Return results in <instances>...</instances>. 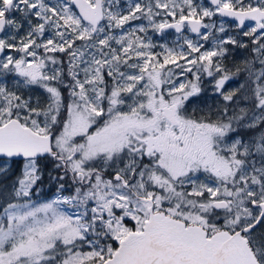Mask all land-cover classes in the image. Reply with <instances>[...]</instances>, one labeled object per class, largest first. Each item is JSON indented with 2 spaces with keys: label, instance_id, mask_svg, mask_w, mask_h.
<instances>
[{
  "label": "snow or ice",
  "instance_id": "6c2138e0",
  "mask_svg": "<svg viewBox=\"0 0 264 264\" xmlns=\"http://www.w3.org/2000/svg\"><path fill=\"white\" fill-rule=\"evenodd\" d=\"M0 264H264V0H0Z\"/></svg>",
  "mask_w": 264,
  "mask_h": 264
},
{
  "label": "flooded vegetation",
  "instance_id": "af4514ba",
  "mask_svg": "<svg viewBox=\"0 0 264 264\" xmlns=\"http://www.w3.org/2000/svg\"><path fill=\"white\" fill-rule=\"evenodd\" d=\"M202 2H206V0H202ZM122 3H123V0H122ZM136 23H139V22H136ZM176 34L174 32H172L171 30L169 31L167 37H170V38H174ZM210 46V45H209ZM241 55V53H237V56ZM233 87H235V85H232ZM206 87H210V85H207L206 84ZM209 102L211 103V100H209Z\"/></svg>",
  "mask_w": 264,
  "mask_h": 264
},
{
  "label": "rangeland",
  "instance_id": "374dc122",
  "mask_svg": "<svg viewBox=\"0 0 264 264\" xmlns=\"http://www.w3.org/2000/svg\"><path fill=\"white\" fill-rule=\"evenodd\" d=\"M166 39L170 41V40H172L173 38H170V37H166Z\"/></svg>",
  "mask_w": 264,
  "mask_h": 264
},
{
  "label": "trees",
  "instance_id": "16d2710c",
  "mask_svg": "<svg viewBox=\"0 0 264 264\" xmlns=\"http://www.w3.org/2000/svg\"><path fill=\"white\" fill-rule=\"evenodd\" d=\"M45 195H47V192L45 193Z\"/></svg>",
  "mask_w": 264,
  "mask_h": 264
}]
</instances>
